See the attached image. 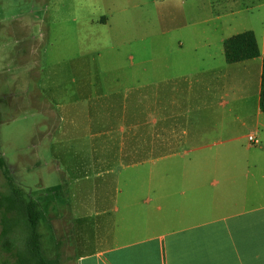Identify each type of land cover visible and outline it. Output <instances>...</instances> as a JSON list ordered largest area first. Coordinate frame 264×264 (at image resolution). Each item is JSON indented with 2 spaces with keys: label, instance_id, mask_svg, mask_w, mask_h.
Masks as SVG:
<instances>
[{
  "label": "rangeland",
  "instance_id": "obj_1",
  "mask_svg": "<svg viewBox=\"0 0 264 264\" xmlns=\"http://www.w3.org/2000/svg\"><path fill=\"white\" fill-rule=\"evenodd\" d=\"M263 22L264 0H0V157L5 163L0 167V197L9 192L8 178L37 203L40 249L50 262L74 264L82 250L80 240L89 250L100 245L111 226H117L118 213L110 208L134 191V177L150 174L154 160L144 148V162L118 167L114 183H86L85 130L72 128L65 137L55 131L59 103L69 107L76 85L85 80L86 73L76 70L98 67L109 71L99 75L124 73L128 84L181 71L193 79L204 77L207 84L223 73L238 80L242 69L228 66L220 39L253 29L264 51ZM217 66L221 71H204ZM211 86L210 96L219 101V89ZM151 89L142 91L149 94ZM208 135L204 153L213 158L223 144L215 143V133ZM197 153L159 159L154 173L195 174L196 169L183 165ZM108 195L115 199H106ZM103 208L109 211L101 213ZM3 210L0 206V229ZM6 215L12 222L21 219L16 209ZM125 219L133 227L132 208ZM18 225L3 237L6 245H23ZM2 257L9 254L0 250Z\"/></svg>",
  "mask_w": 264,
  "mask_h": 264
},
{
  "label": "crops",
  "instance_id": "obj_2",
  "mask_svg": "<svg viewBox=\"0 0 264 264\" xmlns=\"http://www.w3.org/2000/svg\"><path fill=\"white\" fill-rule=\"evenodd\" d=\"M261 37L264 46V22ZM177 44L182 49L181 40ZM259 52L255 58L227 63L240 65L238 80L223 73L209 84L184 71L128 84L124 73L99 75L109 71L98 67L76 70L86 73L85 80L76 85L69 107L59 103L55 131L65 137L72 128L85 130L86 183H114L118 167L144 162V148L154 160L150 174L134 177V191L110 208L118 213L117 226L93 249L80 240L82 250L74 264H264V113L259 108L264 51ZM211 85L219 89V101L210 96ZM148 86L152 89L144 94ZM209 133L223 144L213 158L204 153ZM248 135L256 142L250 143ZM187 151L198 152L183 165L196 169L195 174L154 173V162ZM131 208L134 225L127 227Z\"/></svg>",
  "mask_w": 264,
  "mask_h": 264
},
{
  "label": "trees",
  "instance_id": "obj_3",
  "mask_svg": "<svg viewBox=\"0 0 264 264\" xmlns=\"http://www.w3.org/2000/svg\"><path fill=\"white\" fill-rule=\"evenodd\" d=\"M223 53L227 63L259 56V46L254 32L248 29L225 38L223 40ZM259 108L264 113V55L261 62ZM4 164V160L0 157V167H3ZM7 185L9 192L0 197V206L4 208L1 218L0 250L9 254V258L2 257L0 264L8 261L9 264H54L42 254L40 249V234L37 229L40 211L37 203L31 199H26L23 191L14 186L8 178ZM12 209H16L19 213L21 218H19V222L17 219L13 222L10 218L8 220L6 213ZM10 223L12 224L10 225ZM17 223H19V227H22L18 231L19 234H22L23 245L21 247L16 245L11 247L10 244L9 246L6 245L3 237L14 232L13 227Z\"/></svg>",
  "mask_w": 264,
  "mask_h": 264
},
{
  "label": "built area",
  "instance_id": "obj_4",
  "mask_svg": "<svg viewBox=\"0 0 264 264\" xmlns=\"http://www.w3.org/2000/svg\"><path fill=\"white\" fill-rule=\"evenodd\" d=\"M247 139L250 143L256 142V139L253 137V135H248Z\"/></svg>",
  "mask_w": 264,
  "mask_h": 264
}]
</instances>
